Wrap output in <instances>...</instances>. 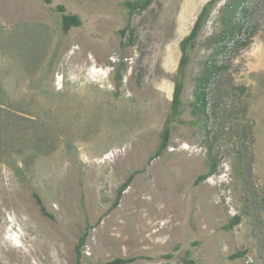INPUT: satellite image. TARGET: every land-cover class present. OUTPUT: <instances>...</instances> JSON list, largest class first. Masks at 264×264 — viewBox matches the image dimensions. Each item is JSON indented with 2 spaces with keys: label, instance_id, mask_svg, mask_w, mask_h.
<instances>
[{
  "label": "rangeland",
  "instance_id": "374dc122",
  "mask_svg": "<svg viewBox=\"0 0 264 264\" xmlns=\"http://www.w3.org/2000/svg\"><path fill=\"white\" fill-rule=\"evenodd\" d=\"M126 1L142 0H0V264H75L86 231L81 264H264V0H243L233 36L230 0L213 6L152 160L181 42L209 0L131 16ZM60 5L82 20L68 34ZM129 19L132 42L119 33ZM211 63L201 117L196 80ZM212 159L217 172L198 180Z\"/></svg>",
  "mask_w": 264,
  "mask_h": 264
},
{
  "label": "trees",
  "instance_id": "16d2710c",
  "mask_svg": "<svg viewBox=\"0 0 264 264\" xmlns=\"http://www.w3.org/2000/svg\"><path fill=\"white\" fill-rule=\"evenodd\" d=\"M46 3H51V0H44ZM220 0H209L204 7L202 8L201 12L199 13L194 26L188 36H186L181 42V59L178 66L177 74L175 77V87H174V94H173V102L172 108L169 118L166 121V125L163 129L161 135V141L159 147L154 156L151 157V160L155 157L159 156L163 153L169 146L172 131H171V124L177 120V118L182 114V100L181 95L184 90V81L186 77V70L191 61V53L196 46L197 39L200 35V32L209 18L211 10L215 4H217ZM153 0H142V1H126L124 6L129 10L130 16L135 13L137 10H145L151 4ZM243 0H230L227 4L226 10H224L223 21L227 25V36H233L236 32H239L242 26L236 22L235 14L237 10L241 7ZM58 11L61 12V23L62 29L64 33L68 34L70 30L74 27H79L82 24V20L78 15L74 14H67L65 11V7L60 5L57 7ZM131 33V42L133 41L134 32L131 30L130 19L127 26L120 30L121 38H124L126 34ZM226 37V36H223ZM219 71V67L214 64H208L205 66L201 74L198 76L196 80V88H195V100L193 103V111L194 114L197 116H204L206 113L208 101H207V88L211 82V79L214 75H216ZM218 163L215 160H210L209 170L206 174L200 176L198 180H204L208 177L214 175L217 172ZM133 177H130L118 190L117 200L118 202L121 199L122 194L128 188L132 181ZM33 197L38 205L41 213L53 219V216L47 211L41 197L36 193L33 192ZM240 222V216L234 217L232 223L226 226L227 229H233L234 226L238 225ZM87 239V231L84 232L78 244L75 247V264H81L82 258V248L86 244ZM134 261V258H118L106 264H130ZM192 263V262H190Z\"/></svg>",
  "mask_w": 264,
  "mask_h": 264
}]
</instances>
